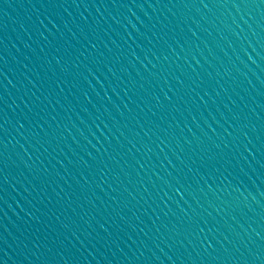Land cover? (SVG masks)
<instances>
[{
    "label": "water",
    "instance_id": "water-1",
    "mask_svg": "<svg viewBox=\"0 0 264 264\" xmlns=\"http://www.w3.org/2000/svg\"><path fill=\"white\" fill-rule=\"evenodd\" d=\"M0 264H264V0H166L2 111Z\"/></svg>",
    "mask_w": 264,
    "mask_h": 264
}]
</instances>
